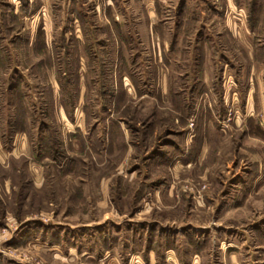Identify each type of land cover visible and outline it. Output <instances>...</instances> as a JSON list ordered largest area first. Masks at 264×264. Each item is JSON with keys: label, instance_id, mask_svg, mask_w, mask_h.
Returning <instances> with one entry per match:
<instances>
[{"label": "rangeland", "instance_id": "rangeland-1", "mask_svg": "<svg viewBox=\"0 0 264 264\" xmlns=\"http://www.w3.org/2000/svg\"><path fill=\"white\" fill-rule=\"evenodd\" d=\"M164 247L264 264V0H0V264Z\"/></svg>", "mask_w": 264, "mask_h": 264}, {"label": "crops", "instance_id": "crops-1", "mask_svg": "<svg viewBox=\"0 0 264 264\" xmlns=\"http://www.w3.org/2000/svg\"><path fill=\"white\" fill-rule=\"evenodd\" d=\"M252 95H253V89L250 87L249 92H248V102L251 101V99L253 97ZM176 252L177 251H176L175 248L164 247L163 253H164V256L167 259V262H169L170 264H175V262L178 261V260H176L177 259V253ZM135 255L139 256L138 254H135ZM151 257L154 259V264H157L156 263V261H157L156 252L152 251L151 252ZM230 257L232 259L233 264H240L238 262V259H236V255L235 254H231ZM188 263L189 264H201L199 254L191 255L190 258H189V262Z\"/></svg>", "mask_w": 264, "mask_h": 264}]
</instances>
